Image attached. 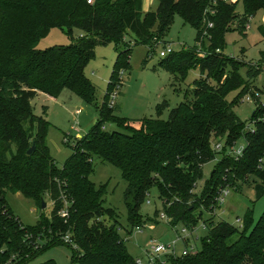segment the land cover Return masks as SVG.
<instances>
[{"label":"trees","instance_id":"16d2710c","mask_svg":"<svg viewBox=\"0 0 264 264\" xmlns=\"http://www.w3.org/2000/svg\"><path fill=\"white\" fill-rule=\"evenodd\" d=\"M242 1L243 16L237 13L238 0H157L156 10L146 13L141 12L142 0H0V264H26L57 244L72 249L71 264H137L119 233L115 209L104 204L106 184L96 186L89 178L94 157L119 169L126 182L123 198L131 229L142 225L141 205L153 187L170 225L192 230L203 224L200 247L163 255L170 264H264V213L253 225V210H247L241 227L210 215L222 189L238 188L251 177L257 198L264 197V105L250 118L253 127L234 111L246 94L254 96L251 83L262 63L249 65L244 79L241 69L247 64L223 53L224 36L233 24L244 27L250 16L264 10V0ZM175 15L195 30L194 44L163 56L159 66L176 78L183 79L192 68L201 76L193 82L191 96L173 107L166 120L144 119L140 128H133L113 116L106 101L118 71L129 67L124 37L131 32L149 53ZM53 27L70 39L74 29L81 34L69 45L38 49V41ZM260 31L264 36L263 27ZM107 44L122 48L97 106L95 86L83 69L95 47ZM198 44L203 56L197 55ZM64 89L96 107L98 117L58 167L46 141L47 107L36 115L31 100L38 93L58 97ZM234 90L240 92L230 102L227 96ZM105 123L121 130H106ZM221 138L227 141L215 151L212 141ZM240 138L246 143L237 158L229 149ZM217 155L200 191H195L203 165ZM7 192L20 193L40 209L48 197L50 215L24 225L8 206ZM63 209L66 215H61Z\"/></svg>","mask_w":264,"mask_h":264},{"label":"rangeland","instance_id":"374dc122","mask_svg":"<svg viewBox=\"0 0 264 264\" xmlns=\"http://www.w3.org/2000/svg\"><path fill=\"white\" fill-rule=\"evenodd\" d=\"M237 1V0H231ZM157 8V0H142L141 12L154 11ZM237 13L241 16L245 13L242 0H238ZM248 23V22H247ZM238 21L233 24V30L225 34V55L238 58L247 65L241 69L244 79L247 78L248 66L251 64L262 63V71L253 78L250 100L243 98L234 106L235 113L243 120L248 122L249 127L254 111L260 105H264V36L260 28H264V10L257 11L249 21L250 28L246 25L241 26ZM80 31L73 30V39H70L65 31L58 27L51 28L38 43V49H45L54 45H69L75 42L80 36ZM195 40V30L178 15H175L168 28L157 40L154 50L148 53V47L136 43L134 35L127 32L123 43H127L130 48L128 68L118 71V82L115 88L110 90L108 106L113 111V116L123 118L128 121L133 128H140L141 121L149 118H159L166 120L169 111L179 103L190 97L194 88L193 82L201 76L197 68L189 69L186 76L181 79L170 74L159 66V61L163 58L159 52L167 46L174 53L181 52L193 46ZM122 43V45H123ZM114 44L95 47L94 57L87 62L83 69L84 75L95 86V96L97 106L103 100L108 79L110 77L117 51L122 48ZM201 45H197L196 52H203ZM199 55V54H197ZM121 83V84H120ZM240 90H234L227 96L228 101H233ZM113 98H112V96ZM113 99V103L109 102ZM163 102L166 106L159 107ZM33 112L42 115V106H46L47 115L45 118L50 123L46 141L50 155L54 158L56 165L61 167L72 153L70 146L77 145V140L85 135L92 127L98 117V110L93 105L83 102L69 89H64L58 97H35L31 100ZM79 110V113L76 111ZM106 130H121L115 123H105L102 127ZM64 138L67 141L64 142ZM218 139L212 141L218 142ZM227 139L221 138V144H225ZM245 139L240 138L235 144L239 149L245 145ZM231 151V148L229 149ZM228 150V151H229ZM216 159L203 165V178L198 181L195 191L199 192L203 181L208 177L211 169L215 165ZM93 173L89 176L90 180L96 185L106 184L107 192L104 196L105 206L115 209L119 224V233L125 240L126 249L131 257L140 258L142 264H170L167 259L160 256L158 262L148 261V252L155 243H171L176 240L175 253L180 255L185 245L194 249L200 247V237L205 234L202 223H199L193 230H188L183 238H179L181 224L170 225L164 215V208L158 191L155 187L151 188L145 201L141 205L140 214L143 223L141 231L131 229L127 223V210L124 204L123 192L126 182L121 178L120 171L113 165L103 162L97 157L92 159ZM238 188L227 187L229 194L225 195L223 202L214 208L210 214L215 221L225 220L236 227L242 226V219L247 210H253V225L257 224L264 213V197L257 198L253 177L246 182H240ZM6 202L13 214L17 216L24 225H34L41 214L49 216L52 210V202L45 197L44 208H38L36 204L20 193L7 192ZM149 201V203H147ZM158 210L157 216L154 211ZM147 217L150 220H147ZM204 218L208 214L204 212ZM202 222V221H201ZM183 235V234H181ZM187 242V244L185 243ZM72 249L66 244L49 246L42 250L26 264H71ZM162 262V263H161Z\"/></svg>","mask_w":264,"mask_h":264},{"label":"built area","instance_id":"2783aa9c","mask_svg":"<svg viewBox=\"0 0 264 264\" xmlns=\"http://www.w3.org/2000/svg\"><path fill=\"white\" fill-rule=\"evenodd\" d=\"M88 4H92L94 2V0H86ZM253 16H250L249 17V20H248V23L246 25L247 29L250 28V25H249V21L250 19L252 18ZM208 26H211V23L208 24ZM172 51L170 50V48L167 46L166 48H164L162 51L159 52V56L163 57L169 53H171ZM199 56H203L204 53L203 52H199L198 53ZM112 96V95H111ZM113 98V96H112ZM246 99V100H250V96H244L243 97V100ZM113 103V99L109 102V104L111 105ZM76 113H79V110L76 111ZM64 141H67V138H64ZM212 146H213V149L215 151H220L221 148H222V144L220 141L218 142H214L212 143ZM243 150H244V146L240 147L239 149H236L235 146L231 148V152L234 156H236L237 158L240 157L243 153ZM229 194V190L227 188H224L220 191V194L216 200V205L219 206V204H221L224 200V196ZM147 203H149V201H147ZM61 215H66V210L63 209L60 211ZM161 217H166L165 214L161 215ZM194 229V228H193ZM192 229V230H193ZM135 230L137 231H141V227L140 226H137L135 227ZM189 229L186 228V227H183L181 229V234L183 235H179V238H183V239H187V237L185 236V234L187 233ZM65 240L68 242L70 241L68 236L65 237ZM175 245H176V240L172 241L171 243H155L153 244L151 247H150V250L147 251L148 254V261L150 263H153V262H156L157 260L160 259V256H163V255H168V254H176L175 253ZM187 251L189 252H194V249L190 246L189 248H186L184 249V251L182 253H186ZM135 262L137 264H142V260L138 257L135 258ZM162 263V262H161Z\"/></svg>","mask_w":264,"mask_h":264},{"label":"water","instance_id":"95a60500","mask_svg":"<svg viewBox=\"0 0 264 264\" xmlns=\"http://www.w3.org/2000/svg\"><path fill=\"white\" fill-rule=\"evenodd\" d=\"M95 121H96V119H95ZM95 121H94V122H95ZM33 149H34V145L32 144V145L27 149V153H28V154H31L32 151H33ZM45 206H46L45 202L42 201V203H41V207L44 208Z\"/></svg>","mask_w":264,"mask_h":264},{"label":"crops","instance_id":"0c3cea01","mask_svg":"<svg viewBox=\"0 0 264 264\" xmlns=\"http://www.w3.org/2000/svg\"><path fill=\"white\" fill-rule=\"evenodd\" d=\"M63 91V90H62ZM61 94V93H60ZM59 94V95H60ZM36 97H43V98H45V97H51V96H49V95H47V94H44V93H38V95L36 96ZM32 104V103H31ZM48 108V107H47ZM46 115H47V113H46Z\"/></svg>","mask_w":264,"mask_h":264}]
</instances>
